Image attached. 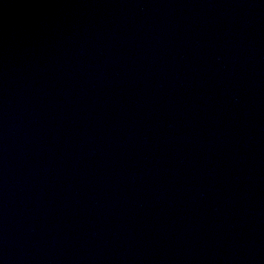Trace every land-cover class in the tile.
Listing matches in <instances>:
<instances>
[{
	"label": "water",
	"instance_id": "1",
	"mask_svg": "<svg viewBox=\"0 0 264 264\" xmlns=\"http://www.w3.org/2000/svg\"><path fill=\"white\" fill-rule=\"evenodd\" d=\"M0 264H264V0H0Z\"/></svg>",
	"mask_w": 264,
	"mask_h": 264
}]
</instances>
